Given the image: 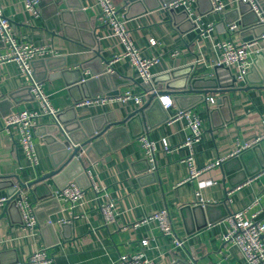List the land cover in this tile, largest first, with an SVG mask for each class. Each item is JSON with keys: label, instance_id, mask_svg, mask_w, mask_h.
<instances>
[{"label": "crops", "instance_id": "crops-1", "mask_svg": "<svg viewBox=\"0 0 264 264\" xmlns=\"http://www.w3.org/2000/svg\"><path fill=\"white\" fill-rule=\"evenodd\" d=\"M175 1L111 0L140 55L156 60L150 65L152 77L193 68L189 81L194 78L195 90L206 94L204 102L188 109L199 118L202 129L192 148L193 166L203 170L219 164L189 179L184 161L190 154L184 146L189 129L176 115L179 107L191 101L174 103V94L158 82L152 86L156 99L143 114L106 131L87 157L80 154L86 166L77 178L84 188L78 204L72 207L56 197L59 185L73 180L78 167L21 192L22 204L36 220L32 227L22 225L17 205L18 209L3 213L0 204V264H22L39 250L52 257L48 264H115L121 256L137 254L158 264H245L239 248L222 238L230 230L226 216L255 198L259 203L251 212L262 211L259 219H264V60L229 92L215 91L227 87L236 72L234 67L216 68L217 43L257 39L251 34L243 36L239 22L234 21L238 0H220L222 13L212 9L211 0L190 1V11L184 5L169 8ZM256 1L264 11V0ZM0 7L17 43L51 50L33 59L34 75L63 121L88 120L92 127L103 124L102 117L122 121L146 101L144 97L138 105L132 99L120 100L125 93L142 95V81L127 59L110 65L114 56L125 52V46L110 27L101 24L96 0H40L37 17L21 0H0ZM183 12L190 15L184 17ZM244 16L251 27L252 14L246 8ZM227 20L236 23L234 32H229L227 25L232 22ZM209 25L211 30L201 35L200 29ZM250 48L253 53L262 50L264 41ZM5 51L0 43V54ZM189 73L181 70L172 84H182ZM27 88L28 80L16 62L0 64V199L8 197L7 181L15 182L17 177L25 184L51 172L58 160L59 153L53 155L41 138L52 116ZM162 95L170 97L171 107L159 104ZM98 96L102 102L82 104ZM207 98L215 104L207 105ZM23 110L38 114L33 167L19 145L17 127H6L8 114ZM141 136L155 144L151 170ZM162 139L168 150L163 149ZM107 201L114 203L115 222L104 226L99 204ZM162 209H167L174 237L182 246L163 236L155 221L141 223ZM48 221L51 226L46 228ZM60 221L66 225L61 227ZM145 238L149 240L146 246L141 243Z\"/></svg>", "mask_w": 264, "mask_h": 264}, {"label": "built area", "instance_id": "built-area-1", "mask_svg": "<svg viewBox=\"0 0 264 264\" xmlns=\"http://www.w3.org/2000/svg\"><path fill=\"white\" fill-rule=\"evenodd\" d=\"M24 8L32 15L37 17L39 15L40 0H21ZM101 8L100 22L102 25L108 26L112 29L114 35L124 44L125 52L120 55H116L109 62L110 65L114 62H118L122 59H127L131 66L136 70L143 85V94L140 96H131L130 93H125L120 98L122 101L132 99L136 104L142 105L143 98L147 94L155 93L154 87H146L150 85L152 75L150 73V65L156 60H150L143 58L140 52L133 45L130 40L128 31L124 27V22L119 16L117 8L112 4L111 0H96ZM190 1L193 0H176L174 3L168 5L169 8H174L179 5H184L187 10L190 11ZM242 3H247L258 17L259 23L264 24V11L259 7L256 0H238ZM212 9L216 12L222 13L224 5L220 0H211ZM187 13V12H186ZM188 15H190L188 13ZM229 32H234L237 29L236 23H229ZM201 35L204 32L211 30V26H207L205 29L201 28ZM264 41V34H262L257 40L245 43H234L232 41H220L217 43L219 58L217 65H223L224 67H234L236 72L234 74L235 84H239L246 80L253 64V52L251 50L252 43L257 41ZM0 43L4 48L5 54H0V64L6 62H16L19 66L22 74L28 80V87L35 99H37L46 114L55 117L58 113L53 110L48 102L47 96L43 93L41 84L35 82L32 77L31 62L35 57L43 56L47 52L51 51L47 47H35L31 45H25L17 43L12 36V27L10 21L3 15L0 7ZM150 44L154 45L155 42L150 40ZM173 55H177V52H173ZM111 69L108 68V71ZM111 72V71H110ZM103 100L98 96L90 99H86L82 102L83 105H89L93 102H102ZM158 101L164 108L172 106V100L167 95L158 97ZM207 105H214L215 100L213 98L206 99ZM38 114L29 112L26 110L13 112L8 114L6 118V127L9 129L11 126H16L19 134V145L21 146L26 158L29 160L30 165L33 167L36 165L37 158L34 148V134L37 125ZM178 119H184L189 129V135L187 136L184 146H186L190 154L184 160L189 168V179H194L205 172L213 168L217 163L207 166L203 170H196L193 166V145L199 141L202 133L201 123L199 118L192 111L186 110L179 112L176 115ZM141 145L145 152V157L150 162V166L153 169V152L155 144L147 137L141 136L139 138ZM161 145L164 150H168V144L166 139L161 140ZM83 185L78 179L69 181L64 188L56 193V197L67 201L71 206H75L81 200L83 194ZM199 196V193H196ZM8 198L0 199V204ZM22 200L16 199V205L21 210V222L22 225L32 227L35 225L36 220L31 216L29 209H25L21 202ZM258 198L252 200L242 210L231 212L226 216V220L230 225V230L222 238L224 242H232L236 245L244 256L245 264H264V219H259V215L262 211L251 212V210L258 204ZM99 211L103 218L104 226H108L115 222L114 203L107 201L99 204ZM146 221H155L163 236H169L173 238V242L176 246H182L183 243L178 238L174 237V231L170 220V215L167 209L159 210L153 214H150L141 220V223ZM63 222V221H60ZM50 224V222L48 221ZM148 239L141 241L142 245L148 244ZM51 258L46 254L45 250H39L32 253L22 264H48L51 262ZM115 264H158L151 262L144 258L142 254L133 256H121Z\"/></svg>", "mask_w": 264, "mask_h": 264}, {"label": "water", "instance_id": "water-1", "mask_svg": "<svg viewBox=\"0 0 264 264\" xmlns=\"http://www.w3.org/2000/svg\"><path fill=\"white\" fill-rule=\"evenodd\" d=\"M245 8L248 10L249 13L252 14V26H247L245 24L246 22V17L244 16V10ZM168 12L174 14V9H169ZM184 17H188L186 12L182 13ZM233 15H234V21H238L239 25L241 27L240 31L243 33L242 35L244 36L245 34H251L253 35L256 39H258L262 34H264V24H260L257 15L255 12L251 9L249 4L247 3H242L238 2L237 7L233 10ZM245 19V20H244ZM227 22H232L227 20ZM264 60V49L258 50L253 53V64L251 67V70L249 74L256 68L257 64L259 61ZM31 68H32V77L34 81L39 82L37 78H35L34 75V61L31 62ZM216 68L218 69H229L227 67H224L223 65H217ZM181 70H190V73L188 75H184V82L182 84H172L173 81L171 79L175 78L178 73ZM181 70H173L170 72H166L164 74H161L158 78H151L150 85H146V87L154 86L158 82L164 84V89L170 94H174L173 96V102L178 104V102L182 99H188L191 102L188 103L186 106L179 107V111H186L196 104L200 102L205 101L206 94H203L202 92H198L194 88V83L195 79L192 78V80L189 81V78L191 77V70H193L192 67H189L187 69H181ZM184 72V71H183ZM249 74L247 75L246 78H248ZM97 79L99 82L102 80ZM186 80V81H185ZM80 88L85 87V82L82 78H80ZM143 87V85H142ZM235 87V77L234 74L231 75L230 77V82L227 87H222L219 86L218 92H229L231 89ZM25 89V88H24ZM22 89V91H24ZM26 90H30L28 87ZM84 96L87 97L88 94H85V90L83 89ZM202 93V94H201ZM83 96V97H84ZM157 92L152 93V94H147L146 96V101L144 104L134 113L129 114L124 120L122 121H116L114 118L107 119V117H102L100 119H105L103 121V124L101 125H94L92 127L89 123L88 120H76L73 119L69 122H65L62 120L61 113H57L55 117L52 118V122L48 123L45 125V134L41 133V138L43 142L46 143V145L49 148V151L53 155H57L58 160L54 163L53 165V170L51 172H48L47 174H44L42 176L36 175V177L29 181L26 182L25 184L22 183L19 178H15L16 181H10L6 182L5 185L9 187L8 191V199L4 202V210L3 213L8 212L9 210L16 209V199H21V192H23L25 189H30L34 187L35 185L41 184L44 181L47 180H52L58 175H64V173L68 169L76 168L78 167L77 172H75V176L73 177L74 179L77 180V178L82 175V173L85 170V164H83L82 159L80 158V154L83 153L84 155H89L91 151L94 150L97 141L101 138V136L108 131L111 128L114 127H119V126H124L129 123L130 119L133 117L137 116L138 114H143L146 109L149 108V106L152 104L153 100L156 99ZM89 97V96H88ZM12 96L10 100L12 101ZM81 98L77 99L80 100ZM76 100V101H77ZM159 102V101H158ZM160 104V103H159ZM39 127V126H38ZM36 128V131H38L40 128ZM89 160H84V163H88ZM150 165H148V170H151ZM69 181L64 180L59 187L58 190H61L66 186V184ZM2 182H0L1 184ZM18 209V208H17ZM63 223V222H62ZM66 223L61 224L60 226L63 227L65 226ZM51 226L48 224L46 228ZM184 264H187L186 262Z\"/></svg>", "mask_w": 264, "mask_h": 264}]
</instances>
